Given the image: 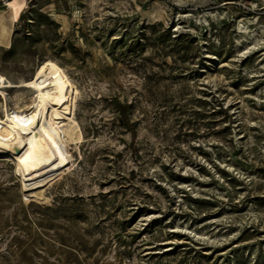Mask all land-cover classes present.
Masks as SVG:
<instances>
[{
    "label": "rangeland",
    "instance_id": "374dc122",
    "mask_svg": "<svg viewBox=\"0 0 264 264\" xmlns=\"http://www.w3.org/2000/svg\"><path fill=\"white\" fill-rule=\"evenodd\" d=\"M11 8L0 116L47 59L74 97L67 165L24 182L0 155V264H264V0Z\"/></svg>",
    "mask_w": 264,
    "mask_h": 264
},
{
    "label": "bare ground",
    "instance_id": "6f19581e",
    "mask_svg": "<svg viewBox=\"0 0 264 264\" xmlns=\"http://www.w3.org/2000/svg\"><path fill=\"white\" fill-rule=\"evenodd\" d=\"M14 11L11 8L8 21L3 11H0V37L4 42L11 36L8 25L9 22L14 23ZM158 13L162 15L160 11ZM63 22L67 23L65 18ZM7 85L10 82L0 72L1 93ZM24 85L34 92L32 106L30 105L32 110L26 112L19 107L11 108L7 100L3 102V114L0 116V155L10 158L15 164L16 173L24 182H28L33 176L50 173L69 162L65 139L56 123L72 108L74 84L58 61L47 59Z\"/></svg>",
    "mask_w": 264,
    "mask_h": 264
},
{
    "label": "crops",
    "instance_id": "0c3cea01",
    "mask_svg": "<svg viewBox=\"0 0 264 264\" xmlns=\"http://www.w3.org/2000/svg\"><path fill=\"white\" fill-rule=\"evenodd\" d=\"M2 0H0V3H1Z\"/></svg>",
    "mask_w": 264,
    "mask_h": 264
}]
</instances>
